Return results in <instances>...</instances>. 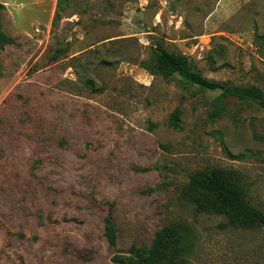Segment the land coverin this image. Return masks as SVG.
Masks as SVG:
<instances>
[{"label": "rangeland", "instance_id": "1", "mask_svg": "<svg viewBox=\"0 0 264 264\" xmlns=\"http://www.w3.org/2000/svg\"><path fill=\"white\" fill-rule=\"evenodd\" d=\"M57 1L0 0V264H113L170 223L186 264H264V228L197 214L189 189L229 171L264 211V110L152 71L162 45L264 92V0H66L54 23Z\"/></svg>", "mask_w": 264, "mask_h": 264}, {"label": "trees", "instance_id": "2", "mask_svg": "<svg viewBox=\"0 0 264 264\" xmlns=\"http://www.w3.org/2000/svg\"><path fill=\"white\" fill-rule=\"evenodd\" d=\"M70 8L66 0H58L59 11L65 12ZM5 4L0 3V52L11 43L3 31V12ZM157 55L152 71L165 77L178 75L185 82L196 85L202 91H217L221 97H231L243 103H253L264 110V92L256 86H236L227 82H220L205 78L193 70L185 55H177L166 50L162 45L157 46ZM69 50L58 49L53 56L57 61ZM223 111L219 107L214 118ZM170 125L180 126V111H176ZM190 197L197 214H214L223 216L228 225L243 228H264V211L255 207L249 200L248 194L241 181L232 172L225 170H203L195 172L189 182ZM104 236L108 245H117V228L111 216L105 218ZM188 253V235L181 224L170 223L160 229L149 247L133 245L127 254H115L111 258L113 264H186Z\"/></svg>", "mask_w": 264, "mask_h": 264}, {"label": "crops", "instance_id": "3", "mask_svg": "<svg viewBox=\"0 0 264 264\" xmlns=\"http://www.w3.org/2000/svg\"><path fill=\"white\" fill-rule=\"evenodd\" d=\"M57 3H58V1H57ZM56 9H57V4H56ZM58 10V9H57ZM37 12V11H36ZM56 15V14H55ZM54 20V19H53Z\"/></svg>", "mask_w": 264, "mask_h": 264}]
</instances>
